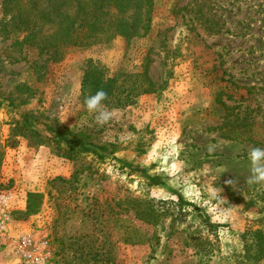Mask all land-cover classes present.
<instances>
[{
  "label": "rangeland",
  "instance_id": "374dc122",
  "mask_svg": "<svg viewBox=\"0 0 264 264\" xmlns=\"http://www.w3.org/2000/svg\"><path fill=\"white\" fill-rule=\"evenodd\" d=\"M148 11L146 29L51 63L5 33L0 0V264H24L19 234L47 241L48 264H238L242 235L264 233V184L245 183L249 148L264 147V0H152ZM88 62L127 88L146 68L155 91L106 105L113 120L100 127L81 98ZM25 116L107 157H58L14 132ZM131 228L150 240L124 243Z\"/></svg>",
  "mask_w": 264,
  "mask_h": 264
},
{
  "label": "trees",
  "instance_id": "16d2710c",
  "mask_svg": "<svg viewBox=\"0 0 264 264\" xmlns=\"http://www.w3.org/2000/svg\"><path fill=\"white\" fill-rule=\"evenodd\" d=\"M151 2L152 0H2V14L10 17V24L4 31L15 37L22 35L21 40L15 43L21 50L33 52L37 57L47 56L46 61L56 63L66 56L70 48L90 47L103 40L132 36L140 24L141 29H146ZM134 10H140V14H133ZM50 29L53 32L46 33ZM135 76L136 82L130 83L127 88L125 83L119 82L120 75L105 78L99 68L88 62L80 82L81 98L84 101L86 96L103 88L108 93L105 105L114 103L116 106H126L137 96L155 91L146 68ZM14 130L20 136H29L37 146H51L58 157L67 160H74L81 154H91L98 160L107 157L104 154L107 150L105 146L87 141L81 134L62 132L49 126L39 130L27 116L17 123ZM135 169L145 177L150 187L164 185L159 176H148L145 170ZM176 201L180 208L187 205L181 196H177ZM143 216L150 223L152 215L145 211ZM201 223L205 228L214 227L206 219ZM130 231L133 233L129 232V236L123 238L128 245H144L150 240L135 228ZM242 239L245 242L242 259L245 261L238 264H262L264 233L259 230L246 232Z\"/></svg>",
  "mask_w": 264,
  "mask_h": 264
},
{
  "label": "clouds",
  "instance_id": "9594fccd",
  "mask_svg": "<svg viewBox=\"0 0 264 264\" xmlns=\"http://www.w3.org/2000/svg\"><path fill=\"white\" fill-rule=\"evenodd\" d=\"M108 99V93L103 89H98L94 94L86 96L84 99V106L89 115H93L95 123L104 127L109 125L113 120V111L109 110L105 105ZM132 136V133H128ZM210 153L214 151L213 146L207 149ZM249 175L245 180L248 185L264 184V147L252 146L249 148L248 153ZM228 185L236 183L234 180L226 181ZM221 191V189H220ZM216 192V189H213Z\"/></svg>",
  "mask_w": 264,
  "mask_h": 264
},
{
  "label": "built area",
  "instance_id": "2783aa9c",
  "mask_svg": "<svg viewBox=\"0 0 264 264\" xmlns=\"http://www.w3.org/2000/svg\"><path fill=\"white\" fill-rule=\"evenodd\" d=\"M9 202L8 195L0 196V206L5 207ZM7 216L3 214L0 221V233H6ZM14 254L18 256L24 264H48L50 259L47 241L36 242L31 236L19 234L14 241Z\"/></svg>",
  "mask_w": 264,
  "mask_h": 264
}]
</instances>
